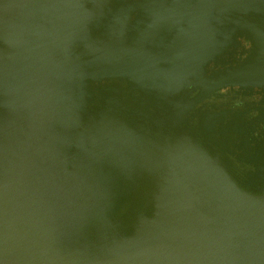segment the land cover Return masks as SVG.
<instances>
[{
	"label": "water",
	"instance_id": "obj_1",
	"mask_svg": "<svg viewBox=\"0 0 264 264\" xmlns=\"http://www.w3.org/2000/svg\"><path fill=\"white\" fill-rule=\"evenodd\" d=\"M226 86L264 0H0V264H264V140L249 192L182 128Z\"/></svg>",
	"mask_w": 264,
	"mask_h": 264
},
{
	"label": "flooded vegetation",
	"instance_id": "obj_2",
	"mask_svg": "<svg viewBox=\"0 0 264 264\" xmlns=\"http://www.w3.org/2000/svg\"><path fill=\"white\" fill-rule=\"evenodd\" d=\"M248 48L250 43L245 41L244 49ZM243 57L246 59L247 54L245 53ZM215 69L216 66L212 65L209 72L212 73ZM197 93L198 91L190 97H195ZM218 114L221 115L217 116ZM250 116L255 119L253 122L244 120ZM201 120L213 122L212 142L208 143L197 133ZM236 127H240L243 134L234 132L233 129ZM182 128L194 133L201 147L207 148L209 144L213 151L220 155L222 161L227 160L224 163L227 164L229 176L235 180H243L248 177L250 169L255 170V167L251 168L248 162L238 159L235 154L242 153L239 144L241 145L243 136L251 141L253 147L260 139L264 140V93L241 89L239 86L223 87L199 102L190 111L188 120Z\"/></svg>",
	"mask_w": 264,
	"mask_h": 264
},
{
	"label": "rangeland",
	"instance_id": "obj_3",
	"mask_svg": "<svg viewBox=\"0 0 264 264\" xmlns=\"http://www.w3.org/2000/svg\"><path fill=\"white\" fill-rule=\"evenodd\" d=\"M235 56V58H241V57H243V55H240V54H238V57L236 56V55H234ZM221 114H218L217 116H220ZM214 117H216V116H214ZM245 121H251V122H253L255 119H253V117L252 116H250L249 118H247V119H244ZM250 124V123H249ZM263 136V135H262ZM254 138V137H253ZM255 139V138H254ZM263 141V139H260L259 141H258V143H261ZM252 149V148H251ZM257 153V151H254V152H252V150H250V152L249 153H247V154H245L246 155V157H247V159H248V161H249V166L251 167V168H254L255 167V164H254V155ZM256 171V169L255 170H253V169H250V172L249 173H251V172H255ZM226 172L228 173V171L226 170ZM231 177V176H230ZM232 178V177H231ZM232 180H234L235 182H237V184H238V186L242 189V190H244V191H251V189H249L247 186H242L241 185V182H240V180H238V179H234V178H232Z\"/></svg>",
	"mask_w": 264,
	"mask_h": 264
}]
</instances>
